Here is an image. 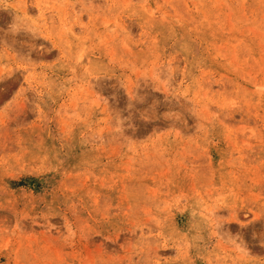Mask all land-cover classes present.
Returning a JSON list of instances; mask_svg holds the SVG:
<instances>
[{
  "label": "rangeland",
  "instance_id": "rangeland-1",
  "mask_svg": "<svg viewBox=\"0 0 264 264\" xmlns=\"http://www.w3.org/2000/svg\"><path fill=\"white\" fill-rule=\"evenodd\" d=\"M0 264H264V0H0Z\"/></svg>",
  "mask_w": 264,
  "mask_h": 264
},
{
  "label": "bare ground",
  "instance_id": "bare-ground-1",
  "mask_svg": "<svg viewBox=\"0 0 264 264\" xmlns=\"http://www.w3.org/2000/svg\"><path fill=\"white\" fill-rule=\"evenodd\" d=\"M45 233V232H44ZM48 234V233H47ZM123 238V237H122ZM117 241V240H116ZM120 241V240H119ZM117 245V244H116ZM88 249V248H87ZM100 250V249H99ZM87 252V251H86ZM88 254V253H87ZM133 258V257H132ZM107 261V260H106ZM121 262V261H120Z\"/></svg>",
  "mask_w": 264,
  "mask_h": 264
}]
</instances>
